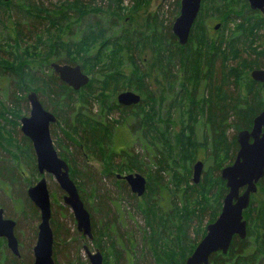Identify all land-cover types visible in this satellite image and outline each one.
Segmentation results:
<instances>
[{"label":"rangeland","instance_id":"obj_1","mask_svg":"<svg viewBox=\"0 0 264 264\" xmlns=\"http://www.w3.org/2000/svg\"><path fill=\"white\" fill-rule=\"evenodd\" d=\"M34 1L39 7L55 9L62 3H71L74 0ZM82 2L86 6L100 7L104 10L109 5V0H82ZM203 2L192 28V31L194 30L193 37L189 38L191 46L187 50H181L182 60L175 57L171 64L168 62L175 49L172 50L174 46H167L165 38L169 27L172 30L176 18L180 15V12L174 15L177 0H121L120 22L122 21V26L133 27L136 32H141L142 37L137 39L139 42L136 45H134L133 39H129L130 45L127 44L128 40L127 43L124 41L122 43L125 44H121L122 46H111L97 57L94 52H89L92 53L89 66L86 71L83 70L90 77L93 83L92 88L98 89L101 100L110 97L107 84L104 83L106 78L113 79L121 89L116 95V100L117 96L125 91L139 94L141 98L145 99L143 107L138 109L140 115L150 118V121L156 119V127L168 138L165 145L160 140H156L154 145L149 144L140 135H136V137H140L132 140L128 132L121 130V127L118 126L119 121L123 118L122 111L115 110L105 115L101 112L99 103L92 101L91 106L84 107L85 114L104 121L101 123V127H97V130L106 140V144L110 145L108 147H112L108 141L109 136L116 135L115 144H126L130 153L141 159L146 171L156 173L162 164L164 170L160 172V175L163 185H167V188L164 189H169L171 192L176 190V185L181 189L180 191L185 189L186 186L181 184L179 174L183 178L184 174L190 173V169L192 170L189 177L190 184H194L192 181L193 166L197 161H201L204 168L200 184L205 180L207 186L203 193L196 195V201L198 197L200 201L209 197V190L215 183L216 175H220L224 167L232 164L227 161L221 166V162L225 160L227 150H229V147H222L221 135L218 139L220 148L215 147V154L218 152L219 157L215 156L214 159L213 156H210L211 154L206 152V150L212 151V147L205 148V140L210 136L205 120L208 112L200 105L201 94L205 87L201 85L199 90L196 92L194 90V83H197L199 79L197 66L202 63L204 66L206 65V58L209 57L211 50L218 47L216 44L220 43L218 49L221 52L228 46L224 56L222 55L224 60L220 63L227 64L229 71H235L236 76L244 73L242 82L245 85L243 84L238 89L231 85L230 89L235 97L240 95L242 97L245 95L246 83L252 72L247 66L264 63V28L253 30L258 20L264 18L263 14L250 10L247 0H205L204 7ZM248 8L251 12L258 13H248ZM2 10L0 8V168H2L0 171L4 173V176L0 175V209L4 210L6 219H11L16 223L15 235L19 242L21 258L15 257L8 250L6 240L0 238V264H7L4 261L6 256L18 259L16 264H33V249L37 241L40 212H38V216H35L34 213L23 208L22 201L25 202V196L29 199L27 190L40 181L41 175L39 173L37 176L32 175L31 153L29 147L21 141L23 134L20 130V120L30 114L28 94L32 91L35 92L36 87H43L36 77L37 74H40V58L43 57L39 56L38 45V38L41 36L43 26H39L38 22L24 24L27 36L22 37V42H19L15 23H18L22 16L17 9H13L10 13ZM101 17L104 18L103 22L112 21L109 15H101ZM71 18L75 20L77 14L71 13ZM96 21L99 20L94 21V19L87 18L84 21L74 22L70 29L67 28L63 31L62 38L67 41L77 40ZM217 24H220V27L215 29ZM111 27L114 28L116 25ZM118 28L120 27H116V29ZM134 41L136 42V40ZM28 48L32 51L31 53H28ZM158 51H161L162 54ZM139 56L148 60L146 66L141 70L148 73V83L152 87V93L145 94L135 90V87L143 85V81L139 78L140 74L136 70V58L139 59ZM185 58L189 63L185 62ZM158 62L159 64H157ZM189 65L196 66V70L193 68L192 76L185 71ZM83 94L86 95V93ZM40 100L46 102L47 105L43 104V106L52 112L50 107L55 98L43 94ZM260 101L252 99L251 104H247L245 111H251V106L258 105L261 103ZM53 104L55 105L54 102ZM249 113L251 114V112ZM134 118L135 116H131L132 120ZM68 128L64 121L53 124L51 126L52 139L58 154L60 152L69 156L74 162V168L79 172L75 184L76 186L81 184V191H78L81 199L82 196L85 199V201L82 199L85 206L91 211L88 210L91 214L92 224H95L92 230L101 237L102 247L96 246L94 240H89L78 232L72 210L64 204V192L61 191L53 176L46 175L51 197L50 224L55 238L53 245L55 264H90L84 250L85 246H88L93 252L99 250L103 255L104 264H181L186 251L201 232V227H203L201 219L203 223L210 210H207L201 217L197 216L199 212H196V208L191 206L190 212L193 214L188 219L181 217L184 215V210L178 213L177 215L180 217L176 218L174 222H170V233L172 234L165 235V239L161 242L157 237L154 241L150 240L154 248L156 242H158L157 247L161 248V250L158 249L160 257L155 260L150 245L146 241L147 221L145 214L141 211V207L145 204L143 196L136 195L138 199L136 202L128 196L127 192L131 191L129 186L127 189L121 190L122 186L113 181L114 177L104 176L103 174L112 167L99 159L98 153L101 154V151L99 150L97 153L93 148H90V151L87 152V149L84 151L83 148H79L77 137H75V141L68 138V134H70ZM90 129L93 131L94 128ZM239 132L230 129L226 135L229 140H232L235 135L237 137ZM155 134L158 135V133ZM124 160L117 158L116 163L121 165L126 161ZM116 163L114 164L117 166ZM219 170L220 173H218ZM113 172L115 175L140 173L137 171L118 173L117 168H114ZM142 175L146 177V175ZM176 176L178 177L176 178ZM10 185L13 191L9 190ZM258 194L259 198L264 201L262 190H259ZM103 195H108L117 201L110 208V212L106 209L107 205ZM165 197L166 200L162 205L168 211L172 207V202L169 200L170 194ZM178 204L182 206V203ZM184 220L185 222H183ZM206 220L204 224H206ZM182 225L183 227L178 229ZM149 231L151 232L152 229ZM100 233L105 235L101 236ZM151 238H153V234ZM132 248L136 250L133 254L129 251Z\"/></svg>","mask_w":264,"mask_h":264},{"label":"trees","instance_id":"obj_2","mask_svg":"<svg viewBox=\"0 0 264 264\" xmlns=\"http://www.w3.org/2000/svg\"><path fill=\"white\" fill-rule=\"evenodd\" d=\"M203 1L204 7L205 0ZM180 2L181 0H177L174 15H177L180 12ZM108 3L109 5L106 10L100 7L93 8L92 6H86L83 4L82 0H74L71 3H62L55 9H46L43 8V6L39 7V5H37L34 0H9L7 2L0 0V8L9 13L12 12L13 9H17V11L22 16L18 23H15L16 36L18 37L19 42H22V37L25 38L27 36L24 30V26L27 24V22H38L40 23L39 26H43L41 36L38 38L39 56L43 57L42 59L40 58V74L36 75L41 84H43V87H36L35 92H37L38 97H40L39 99L43 97V94L55 98V100H52L55 105L51 101L52 106L50 108L52 113L58 119L57 123L64 121L65 125L69 127L68 129L70 130V134H68V138L75 141V137H77L79 139L77 141L79 148H83L82 150L84 151L87 149L86 151L89 152L90 148H93L98 153L100 150L101 154L98 153L99 159H101L104 164H110L112 167L103 175L106 177H114L113 181L119 186H122L121 190L127 189L128 185L124 180L118 179L117 175L120 174L115 175V172H113L114 168H117L118 173H123L124 171H137L146 175L148 183L146 193L143 196L145 204L143 207H141V211L143 214H145L147 221L146 228L148 231L145 233L146 241L147 244L150 245V250L155 260L160 257L158 249L161 250V248L157 247L158 242H156V247L154 248L150 243V240L153 239L154 241V239L157 237V239H160L161 242L165 239V235L172 234L170 233V222H174L176 218L180 217V215H177L178 213H181L184 210V215L181 217L183 219H188L193 214L190 212L191 206L196 208V212H199L197 216L200 215L201 217L207 210H210V213L205 217L203 223L201 219V224L203 227H201V232L197 236V239L195 241L193 240L191 246L182 258L181 264H185V259L193 253L198 243L205 236V227L209 223L214 222L221 212L223 199L228 193V188L226 187L225 182H223L220 175L217 174L215 177V183L209 190V197L206 200L203 199L201 201L198 197V200L196 201V195L205 191L207 181L204 180L202 184L199 183L198 185H191L189 177L192 170L190 169V173L184 174L183 178L179 174L180 180L182 182L181 184H185L186 186L183 191H180L181 189H179L176 184V190L174 192H171L169 189L165 190L164 188H167V185H163V179L160 175V172L164 170L161 163V167L156 173L146 171L142 165L141 159L138 156L132 155L129 151V147L126 144H115L116 135L109 136L110 138L108 141L112 144V147H108L110 145L106 144V140L97 130V127H101V123L104 121L100 120V118L89 117L85 114L86 112L84 110L85 106L88 107L92 105V101L99 103L101 112L105 113V115L110 114L115 110H120L122 111L121 115L123 118L121 121H119L120 124L118 126L121 127V130L128 132L130 135L129 137L132 138V140H136L141 136L145 138L149 144L154 145L156 140H160L165 145L168 138L166 135H163L160 132L158 127H156L157 120L154 119L153 121H150V118H146L144 115H140L139 113L138 109L143 107L145 99L142 98L138 105L129 107L120 106L117 103L116 95L121 89H119V85H116L115 81L111 78H106V82H104L107 84V89L109 90L110 97H107L108 99L101 100V95L98 93V89L94 90V88H92L93 83L91 79L86 87L80 91H74L59 79V76L53 72L50 66L53 62L60 64L80 65L82 69L86 71L87 66H89L90 54L93 52L97 57L103 54L111 46H122L121 44H125L122 43L124 41L127 43L128 40L127 44L130 45L129 39H133L134 45L139 42L137 39L142 37L141 32H136V30L131 26L124 27L121 24L122 21L120 22V16L122 14L121 0H109ZM247 12L253 14L258 13L251 12L249 8ZM71 13L77 14V18L75 20L71 18ZM101 15H109L112 18V21L103 22L104 18H102ZM87 18L94 19V21H99H96L94 25H90L89 28L86 29L77 40L67 41L62 38V33L65 29H70L74 22L84 21ZM107 24H109V26H107ZM113 25H116V27L120 28H112L111 26ZM262 28H264V18L258 20L257 24L254 25L253 30L257 31ZM53 31H55V33H53ZM193 33L194 30L191 33L190 39L193 37ZM165 39H167V46H174L172 50L175 49L171 53V58L168 63L172 64L175 57H178V60H182L181 50H187L191 46L190 39L185 46H180L176 37L173 35L171 27H169ZM134 40H136V42ZM216 46L218 47H214L211 50L209 57L206 58V65L204 66V63L201 65L198 64L197 67L199 69H197V76L199 79L197 80V83H194V90L195 92L199 90L201 85L205 87L200 99L201 107H204L208 112V116L205 118V120L208 127V135L210 136H208L205 140V148L207 149L208 146L212 147V151L205 149L206 152L211 154L210 156H213L214 159L215 156L219 157L218 152L215 154V147L220 148L218 147V139H220V135L222 147H229L225 160L221 162L222 166L227 161L230 162L229 164L233 163L239 149L236 135L232 140L228 139L226 135L228 130L233 129L236 130V132L241 130H250L253 126L254 118L264 110V85L257 83L252 80L251 77H248V82L246 83L247 86L244 90L245 95H242V97L241 95L239 97H235V95L232 94V91L230 90L231 85L235 86L237 89L238 87L242 86L244 84L242 82V79L244 80L242 77L244 73L236 76L235 71H229V66L227 64L220 63L224 60L222 55L224 56L225 50L229 47L227 46V48L221 52L220 49H218L220 47V43L216 44ZM27 51L28 53L32 52L30 48H28ZM166 51L167 49L165 52ZM158 52L162 54L161 51ZM139 57V59L136 58V70L140 74L139 78H141L143 81V85L135 87V90L138 92L142 91L145 94L152 93V87L148 83V73L141 70L142 67L146 66V62H148V60L142 58L141 56ZM187 58H185V62L189 63ZM157 64H159V62ZM262 67H264V63L259 65L251 64L247 66L249 70ZM193 68L196 70V66L189 65L186 67V73L191 74L190 76H192ZM17 81L20 82L19 80ZM16 84L18 86L17 82ZM83 93H86V95ZM152 97L154 98L153 94ZM252 99H259L261 100V103L258 105L253 104V106L250 108L251 111H249L251 112L250 114L245 110L247 109V104H251ZM42 104H46V102L43 101ZM131 116H135V118L132 120ZM132 121H135V123H132ZM91 127L94 128L93 131L90 129ZM155 133H158V135ZM136 135L140 136L136 137ZM21 141L24 142L30 149L33 163L32 175L37 176V162L32 143L24 135L21 136ZM161 154L162 152L160 155ZM59 155L62 159L68 162L70 166V177L76 183V176L79 172L74 168V162L66 154L59 152ZM103 155H105V157H103ZM117 158L125 159L126 161L124 160L125 162L123 164L118 165L116 163ZM114 163H116L117 166ZM0 170H2V168H0ZM218 173H220V170ZM0 175L2 177L4 176V173L0 171ZM177 177L178 176H176V178ZM77 186L78 190L81 191V184H77ZM9 190L13 191L11 185ZM259 190H262L264 193V178L259 181L258 191L251 196L250 205L244 211V219L247 221L246 238L240 239L238 236H235L232 240L228 253L223 254L222 252H217L213 254L210 258V264H264V201L258 196ZM127 193L131 199L138 202L136 195H134L131 191H128ZM168 194H170L169 200L172 202V210L169 209L167 211L166 207L162 205V203L164 200H166L165 195ZM24 199L25 202L22 201L23 208L29 210L31 213H34L35 216H38V209L29 199H27L26 196ZM82 199L85 201L83 196ZM103 199L107 205L106 209L108 212H110V208L114 206L117 201H115V199L111 198L110 196L108 197V195H103ZM178 203H182V206H180ZM88 210L90 211L89 208ZM205 220L206 224H204ZM183 222H185V220ZM94 226L95 224H92V229ZM182 227L183 225L179 226L178 229H181ZM149 229H152V231L150 232ZM178 229L176 230L178 231ZM92 233H94L93 240L96 242V246L102 247L101 237L98 236L97 232L94 230H92ZM101 234L102 233H100V235ZM152 234L153 238H151ZM103 235L105 234H102L101 236ZM129 251L131 254L136 252L134 248ZM157 252L158 254L156 255ZM11 257L9 258L6 256L4 261H6L7 264H16L19 261L13 256Z\"/></svg>","mask_w":264,"mask_h":264},{"label":"water","instance_id":"obj_3","mask_svg":"<svg viewBox=\"0 0 264 264\" xmlns=\"http://www.w3.org/2000/svg\"><path fill=\"white\" fill-rule=\"evenodd\" d=\"M5 2L9 0H4ZM203 0H181L180 15L176 18L172 32L180 46L189 42L191 31L199 14ZM253 11L264 16V0H247ZM220 24L215 26L218 29ZM51 68L59 79L72 88L80 91L90 82L80 65L60 64L53 62ZM251 79L264 83V68L253 69ZM30 114L23 117L21 132L33 146L40 181L27 190V196L40 212L38 235L33 249V264H55L53 258L54 234L51 228V197L46 175L54 177L59 188L64 192L63 201L73 213L77 230L84 237L93 240L91 214L86 208L75 182L70 177L68 163L60 157L54 146L51 126L57 123V117L48 111L40 101L36 92L28 94ZM142 98L132 91H125L117 96L120 106L138 105ZM239 145L235 160L221 170V180L225 182L228 193L223 199L221 212L217 219L206 226V234L196 246L185 264H210V258L217 252L227 254L235 236L245 239L247 221L244 211L249 207L251 196L258 191V183L264 178V110L253 120L251 130H241L237 134ZM204 164L197 161L193 166L192 181L198 185L201 181ZM129 186L131 192L138 197L146 193L147 179L140 173L117 175ZM16 223L4 217L0 209V238L6 240L8 250L21 258L19 242L15 235ZM90 264H104L103 255L99 250L91 251L84 247Z\"/></svg>","mask_w":264,"mask_h":264},{"label":"flooded vegetation","instance_id":"obj_4","mask_svg":"<svg viewBox=\"0 0 264 264\" xmlns=\"http://www.w3.org/2000/svg\"><path fill=\"white\" fill-rule=\"evenodd\" d=\"M250 8V7H249ZM251 10V9H250ZM253 11V10H252ZM262 68H264V67H262ZM256 69H258V68H256ZM260 84H262V85H264V83H260ZM118 103V102H117ZM251 130V129H250Z\"/></svg>","mask_w":264,"mask_h":264},{"label":"bare ground","instance_id":"obj_5","mask_svg":"<svg viewBox=\"0 0 264 264\" xmlns=\"http://www.w3.org/2000/svg\"><path fill=\"white\" fill-rule=\"evenodd\" d=\"M28 88V87H27Z\"/></svg>","mask_w":264,"mask_h":264}]
</instances>
